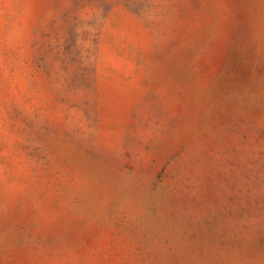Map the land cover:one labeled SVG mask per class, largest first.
Here are the masks:
<instances>
[{
  "label": "rangeland",
  "instance_id": "rangeland-1",
  "mask_svg": "<svg viewBox=\"0 0 264 264\" xmlns=\"http://www.w3.org/2000/svg\"><path fill=\"white\" fill-rule=\"evenodd\" d=\"M0 264H264V0H0Z\"/></svg>",
  "mask_w": 264,
  "mask_h": 264
}]
</instances>
